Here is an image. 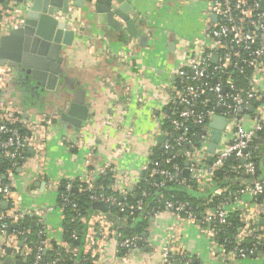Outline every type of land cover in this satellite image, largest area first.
<instances>
[{"label":"crops","instance_id":"crops-1","mask_svg":"<svg viewBox=\"0 0 264 264\" xmlns=\"http://www.w3.org/2000/svg\"><path fill=\"white\" fill-rule=\"evenodd\" d=\"M126 1L131 5L129 14L135 20L136 29L146 36L145 43L140 44L137 38L130 36L123 21L119 28L103 25L87 3L82 8L70 5L69 13L62 18L66 29L73 34L69 43L62 44L59 53L62 61L57 75L37 84L30 75L7 64L0 65V74H7L0 87V106L9 105L7 111L18 125L23 122L38 126L36 137L42 139L39 154L34 148L29 150L30 156L38 154L41 172H36L34 159L15 169L14 195L22 208L54 207L45 212V220L51 229L49 242L55 241L60 252L67 251L61 235L63 215L56 205L60 180H73L107 164H115L132 178H137L153 149L161 150L157 137L163 134L156 132V129L164 128L165 120L161 116L165 107L160 102V87L174 79L172 73L182 55L181 42L203 38L205 0ZM21 25L22 22L16 23L12 28ZM78 90L84 93L88 115L76 130L61 118V113L68 110ZM164 112L170 114L171 111L166 108ZM252 121L251 115L242 116L245 127L251 126ZM219 139H223L222 132ZM121 143L126 149L119 154L117 148ZM255 154L259 161L257 177L263 178L264 134L259 135ZM206 163L210 161L206 160ZM234 174H239L235 182L240 188L231 191L240 190L237 195L240 203L249 204L246 212L252 213L250 220L257 231H262V198L254 200L249 195L247 188L251 179L246 174ZM203 183L201 189L194 186L188 191H193L196 197H204L220 188L216 180ZM106 184L111 189L109 178ZM126 194L136 198L134 188ZM237 200L230 197L226 208H236ZM109 212L103 215L92 209L87 218L83 252L94 257V264H161V249L168 242V232L173 231L171 225H175L178 243L193 264H221L216 256L219 248L211 243L199 222L184 217L175 220L164 211L151 213L141 239L127 249L120 245L121 232L113 226ZM111 215L116 216L119 223L128 220L127 214L123 219L121 215ZM32 223L34 221L30 219V226ZM2 242L0 236V246L4 247L0 264H24L17 249L1 245ZM18 246H22L21 241ZM120 248L125 249L124 252L120 253ZM236 264H264V249L239 258Z\"/></svg>","mask_w":264,"mask_h":264},{"label":"built area","instance_id":"built-area-1","mask_svg":"<svg viewBox=\"0 0 264 264\" xmlns=\"http://www.w3.org/2000/svg\"><path fill=\"white\" fill-rule=\"evenodd\" d=\"M262 1L205 0L206 22L203 38L193 42L187 40L181 42L182 55L173 70L174 79L160 87L162 90L160 102L165 109L169 108L171 111L167 114L164 109L161 113L162 118L167 120L169 128L156 129V132L165 136L161 143L165 157L161 161L149 159L137 178H132L115 164L89 170L75 178L80 189L93 191L90 196L93 202H102L107 207L106 211L93 210H99L103 215L108 213L112 206L118 207L120 211H124L125 208L142 210L145 198L149 194L145 189L141 190L139 198L136 195L134 205H126L125 194L128 187L135 188L138 185L141 173L150 166L149 176H160L158 180H149L152 187L161 188L168 183L184 186L186 178H191L199 190L205 180H215L214 171L221 168L228 158L235 162L233 173L246 174L251 179L247 188L249 195L254 200L261 196L264 204V177H257L258 158L255 154L259 134L264 132V10H260ZM29 5L30 0H0V36L6 34L8 28L22 22ZM211 15L216 16L215 22L211 21ZM213 56H216L215 61L212 60ZM5 75L0 77V87L5 83ZM237 75L245 78L244 87H241ZM250 107L252 111L248 112ZM7 108L9 109L7 104L0 106V159L9 162L0 172V236L3 238L1 245L14 246L19 255L26 260L30 252L28 238L34 233L38 241L34 259L30 264H61L58 257L45 259L42 256V253L51 246L48 236L51 229L46 224L45 212L54 207L22 208L14 195L15 169L22 168L28 160L34 159L36 172H41L42 164L38 149L42 139L36 137L38 126L23 122L19 123L22 125H18ZM217 108H220L219 112ZM244 114L252 117L253 123L249 127L242 123ZM215 115L224 117L225 126L221 131L223 139H219L214 151L210 152L209 145L213 137L210 123ZM189 123L198 126L200 132L190 133ZM198 133L200 136L197 140ZM32 148L36 150L37 155L30 156L29 150ZM125 149L126 145L121 143L117 151L120 154ZM178 157L189 160L188 177L182 175L183 166L180 167L174 161ZM208 157H211V160L206 164ZM160 162L169 165L163 167L160 166ZM99 177L112 179V194H105L102 185H95V180ZM64 179L65 188L72 189L74 179ZM143 179L147 180L146 177ZM239 192L240 190L232 193L228 186L213 190L199 217H196L189 210V205L184 202L165 201L162 208H155L151 213L164 211L175 220L184 217L199 222L211 243L219 248L216 255L219 262L236 264L239 258L251 256L257 251V244H264V228L257 231L255 223L250 220L252 213L246 212L250 206L247 203H240L241 200L237 197ZM225 193L227 194L225 197L219 196ZM232 196L238 199L239 205L233 210H228L226 198L230 199ZM64 198L67 200V197ZM4 201L7 202L5 208L2 207ZM233 211L238 212L239 220L243 224L236 228L232 239L233 247L228 249L227 244L230 241L224 240L223 243H219L217 234L221 225L228 224L227 217ZM123 217L121 215V219ZM24 218L32 219L34 227L19 228ZM170 228L173 231L168 232V242L161 249V264H174L175 261L176 264H189L191 257L186 255L179 245L175 236V225H171ZM250 236L255 238L256 243L247 250L241 245L244 239ZM140 239L141 236L136 234L124 238L120 245L129 249ZM18 240L22 242L21 247L18 246ZM65 245L69 251L68 245ZM3 254L4 247L0 246V256Z\"/></svg>","mask_w":264,"mask_h":264},{"label":"trees","instance_id":"trees-1","mask_svg":"<svg viewBox=\"0 0 264 264\" xmlns=\"http://www.w3.org/2000/svg\"><path fill=\"white\" fill-rule=\"evenodd\" d=\"M241 87H244L245 78L243 76H236ZM169 124L167 120H164L163 127L169 128ZM188 129L190 133H197L200 132L198 126L193 125L191 123L188 124ZM264 134V132H260L259 135ZM193 137V135H192ZM165 157V154L162 150H159L157 147L153 149L150 155V159L154 161H161L162 158ZM0 159V172L3 171L4 167L9 164L8 161ZM177 162L180 167L183 166L184 157H178L174 160ZM160 166H168L169 164H162L160 162ZM207 164V163H206ZM165 165V166H164ZM235 166V162L232 158H228L224 161L221 168L214 171V179L217 182V186L225 187L228 186L230 190H236V188H240V185L235 182V180L239 177V174L235 175L233 173V167ZM257 166V173H259V161L256 163ZM151 170V166L149 169L143 171L141 173V179L138 185L134 188V192L139 198V194L142 189H145L149 194L145 198L143 209L142 210H133L125 208L124 211H120L118 207L112 206L110 207L109 215L111 217L112 223L114 227L119 228V232L121 235L119 240H123L124 238L131 237L133 235H141L142 232L146 228V221L148 215L151 214L153 209L155 208H162L163 203L165 201H172L173 203L184 202L189 205V210L193 212L196 217H199V213L206 207V200L208 196L204 197H196L195 194L189 192L187 185H193L196 187V183L191 178H186V185L179 186L176 184L168 183L161 188L152 187L150 184L151 180H158L160 178L159 175H153L152 177L149 176ZM238 176V177H237ZM144 177L147 180L143 179ZM247 176H244V178ZM248 178V177H247ZM106 178L99 177L95 180V185L100 186L102 185L103 192L105 194H112L111 189L107 187ZM66 180L62 179L59 182L57 188V199L56 205L58 208L61 209L63 219H62V241L68 245L69 251H59L58 244L52 240L50 242L52 248L47 250L45 253H42V256L45 259H51L54 257H58L61 259V264H94L93 259L89 254L83 252V243L85 240L86 232H87V218L89 213L92 210V200L90 198L91 194L93 193L92 190H85L80 189L78 182L74 179L72 184L76 188V190H67L65 188ZM84 187V185H83ZM101 190H96L99 192ZM227 194H220L219 196L225 197ZM64 197H67L65 200ZM137 198H133L131 194H126V199L124 202L126 205H134ZM226 201H229V198H226ZM215 202V200H214ZM73 205H75L73 207ZM212 205V204H209ZM115 213V215H124L127 214V221L124 223H119L116 216H112L111 214ZM228 224L221 225L219 228V232L217 234V241L219 243H223L224 240L230 241L227 244V248L230 249L233 247V235L235 234L236 228L240 227L243 223L239 220L238 212L233 211L228 215ZM22 224V225H21ZM27 226L30 227V220L24 218L20 222V226ZM35 229L32 231L34 232ZM38 238L35 234L31 233L28 238V247L30 252L24 262V264H30V262L34 259L36 253ZM256 243L255 238L250 236L244 239L242 243V247L246 248L247 250L250 249ZM124 248V247H123ZM120 248V253L124 252L125 249ZM264 249V244H257V250ZM74 250V251H73ZM189 264H193V261L190 260Z\"/></svg>","mask_w":264,"mask_h":264},{"label":"water","instance_id":"water-1","mask_svg":"<svg viewBox=\"0 0 264 264\" xmlns=\"http://www.w3.org/2000/svg\"><path fill=\"white\" fill-rule=\"evenodd\" d=\"M85 3L95 10L100 24L119 28L120 21H123L127 33L137 38L140 44L145 43L146 36L136 29L135 20L129 14L131 5L126 0H30V5L23 15L22 25L0 36V65L7 64L14 70L30 75L37 84H43L50 76L57 75L62 61L59 56L62 44L69 43L73 34V31L66 29L62 16L69 13L70 5L82 8ZM260 10H264V0ZM210 19L215 22L216 16L211 15ZM212 60L215 61L216 56H213ZM216 110L219 112L220 108ZM249 111H252V107ZM87 115L84 93L78 90L68 110L61 113V118L79 130ZM224 126V117L215 115L210 123L213 134L212 143L209 145L210 152L214 151ZM199 136L198 133L197 140ZM164 138V135L158 136L157 143H162ZM206 160L210 161L211 157ZM188 165L189 160L185 159L182 170L184 177L189 176ZM131 189V186L127 188L129 191ZM72 190L76 188L73 187ZM6 206L7 202H2V207ZM92 209L106 211L107 207L102 202H93ZM33 225L32 223L31 226Z\"/></svg>","mask_w":264,"mask_h":264},{"label":"rangeland","instance_id":"rangeland-1","mask_svg":"<svg viewBox=\"0 0 264 264\" xmlns=\"http://www.w3.org/2000/svg\"><path fill=\"white\" fill-rule=\"evenodd\" d=\"M224 129V128H223Z\"/></svg>","mask_w":264,"mask_h":264}]
</instances>
